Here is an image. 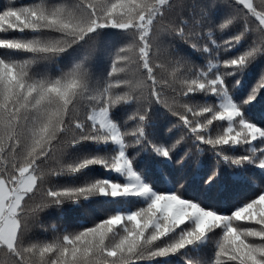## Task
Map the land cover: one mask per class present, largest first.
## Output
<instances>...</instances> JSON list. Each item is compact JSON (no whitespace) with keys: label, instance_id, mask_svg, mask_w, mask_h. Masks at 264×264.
<instances>
[{"label":"snow or ice","instance_id":"1","mask_svg":"<svg viewBox=\"0 0 264 264\" xmlns=\"http://www.w3.org/2000/svg\"><path fill=\"white\" fill-rule=\"evenodd\" d=\"M261 57L264 0H6L0 264H264V120L245 114L264 67L247 99H232ZM113 88L135 99L113 106ZM158 107L176 118L170 147L149 139ZM181 145L177 164L212 151L208 183L227 164L223 190L246 197L211 206L183 184L156 190L147 162L133 167L145 150L173 159ZM92 168L108 175L85 176Z\"/></svg>","mask_w":264,"mask_h":264},{"label":"trees","instance_id":"2","mask_svg":"<svg viewBox=\"0 0 264 264\" xmlns=\"http://www.w3.org/2000/svg\"><path fill=\"white\" fill-rule=\"evenodd\" d=\"M6 3V0H0V5ZM188 53L193 54V58L198 63L205 66L209 65V61L205 57H201L199 53L188 46H184ZM246 47V43H242L237 48L231 50L229 55H236L242 52ZM264 67V57L257 59L244 73L242 80V88L239 92L232 96V99L236 103H241L243 99H247L248 93L255 86L257 80L260 78V69ZM119 111V110H118ZM162 108H157L156 122L152 125L153 131L149 136V139L153 143H157L164 147H170L171 144L175 143V140L179 138V129L172 128V124L176 122L175 117H171L169 114L168 118H161L159 113L163 112ZM246 116L251 117V122L258 120H264V94L257 96L250 105L246 106ZM264 126V125H261ZM172 129L168 131V129ZM106 146H101L100 150H104ZM117 147L118 146H113ZM139 147V146H138ZM228 146H226L227 148ZM187 148L184 145L179 146L172 154L173 159L161 157L154 151L145 150L140 157L133 160V167L138 171L140 167L147 162L149 171L147 180L153 184L156 190H161L169 187L171 182L172 186H179L183 184L184 190L187 196L194 197L197 199L205 200L211 206H224L228 203V199H241L246 197L247 193L243 191H234L232 193L227 192L224 189L226 182L231 178L235 177L232 175L233 169L228 168L227 164L221 166V175L217 176L216 180L212 183H208L209 177L213 171L216 170L217 157L212 151H205L200 156V162L198 165L193 166L190 161H185L183 164H177L176 161L183 156ZM228 150L235 154L242 151L241 146H233ZM129 159L135 155L132 149H129ZM167 174V181L164 179ZM85 176L91 178H103L108 174L102 168L86 169ZM80 178L78 177H64L61 178V182L64 183H78ZM217 188L222 189L219 195H217ZM55 213H53L54 215Z\"/></svg>","mask_w":264,"mask_h":264},{"label":"clouds","instance_id":"3","mask_svg":"<svg viewBox=\"0 0 264 264\" xmlns=\"http://www.w3.org/2000/svg\"><path fill=\"white\" fill-rule=\"evenodd\" d=\"M125 71L126 69L124 67H118L115 70L114 75L121 76L125 74ZM108 98L111 100L113 106L116 107H118L120 103L128 104L131 103L133 99H135V97H133L130 92H117L115 88H113V90L108 94Z\"/></svg>","mask_w":264,"mask_h":264}]
</instances>
